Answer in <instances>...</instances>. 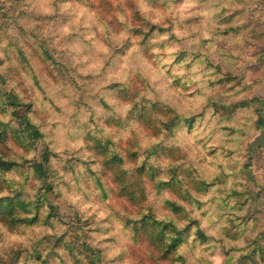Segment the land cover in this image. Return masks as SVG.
Segmentation results:
<instances>
[{"label": "clouds", "instance_id": "9594fccd", "mask_svg": "<svg viewBox=\"0 0 264 264\" xmlns=\"http://www.w3.org/2000/svg\"><path fill=\"white\" fill-rule=\"evenodd\" d=\"M0 264H264V0H0Z\"/></svg>", "mask_w": 264, "mask_h": 264}]
</instances>
